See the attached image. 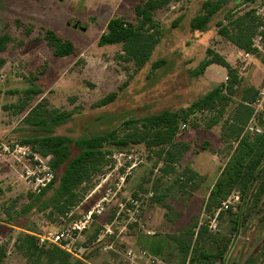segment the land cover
I'll use <instances>...</instances> for the list:
<instances>
[{"label": "rangeland", "instance_id": "rangeland-1", "mask_svg": "<svg viewBox=\"0 0 264 264\" xmlns=\"http://www.w3.org/2000/svg\"><path fill=\"white\" fill-rule=\"evenodd\" d=\"M203 1L178 0L155 12L161 40L149 61L137 68L121 58L119 45L99 46L97 42L110 18L134 22L133 9L140 0H0V35L10 37L0 52L4 60L0 143L22 144L47 135L75 140L118 130L127 120L185 109L227 80L226 71L217 65L194 75L207 49L220 54L239 79L238 90L216 125L208 126L213 112H197L184 129L179 126L176 139L187 149L168 170L153 151L141 145L124 149L105 145L109 154L100 170L78 187V200L65 214L41 210L58 182L34 199L36 194L21 177V167L0 153V223L14 227L0 224V244L6 251L3 264H29L14 246L20 233L30 229L38 245L50 244L40 238L49 231L80 226L89 211L92 216L74 233L72 245L76 250L86 247L81 255L86 264H128L127 251L138 248L170 264L187 259L196 264L198 253L217 257L223 247V256L212 264H264V244H259L264 237V168L243 198L236 190L224 200L212 194L236 145L222 131V124L231 117L242 90L255 92L264 76V46L261 50L253 47L258 54L246 57L217 34L216 24L226 9H257L264 7V0H241L236 6L228 0L209 29L200 33L190 29L189 19L199 13ZM45 29L69 40L74 54L55 58L43 39ZM156 61L163 63L154 69ZM34 86L38 94H25ZM34 107L44 120L46 112L53 111L66 113L68 118L59 125L46 122L35 127L24 119ZM76 153L71 145L70 157ZM62 169L55 171L56 180ZM189 171L195 174L192 179ZM97 205L103 208L100 214L95 213ZM235 215L237 236L228 229ZM96 231L97 238L92 239ZM188 238L191 245L183 261L177 242Z\"/></svg>", "mask_w": 264, "mask_h": 264}, {"label": "trees", "instance_id": "trees-1", "mask_svg": "<svg viewBox=\"0 0 264 264\" xmlns=\"http://www.w3.org/2000/svg\"><path fill=\"white\" fill-rule=\"evenodd\" d=\"M178 0H140L134 6V22L124 20L122 17H112L101 33L97 44L99 46L119 45L121 58L126 62H132L135 67L144 66L150 59L154 49L160 43L162 32L154 14L162 10L172 2ZM255 3L256 0H244ZM241 2V0H237ZM229 4L228 0H204L201 3L200 11L193 16L189 22L192 31L204 33L209 29L212 18L224 10ZM236 6V4L234 5ZM256 9H249L238 12L232 7L226 9L221 21L217 22V34L230 42L233 46L245 53L257 55V50L252 46V39L260 35L264 39V29L261 26L260 18L255 14ZM43 39L55 58H63L74 54L73 44L51 29H45ZM10 37L7 34L0 35V52L4 51ZM163 62L156 61L152 68L159 67ZM4 60L0 58V68ZM210 65H217L226 71L227 80L212 88L205 95L192 102L187 108L171 112L161 111L158 114L143 117L140 120H127L122 123L118 130L96 135L71 139L66 136H43L40 138L26 139L22 144L31 146L34 152L48 163L54 172L53 181L43 189L34 199H39L56 183L57 187L51 197L43 202L41 210L51 209L58 214H65L74 206L78 200L76 190L79 186L89 181L96 174L106 159L108 151L104 150L105 145L115 146L121 149L141 145L147 150L153 151L157 157L170 168L179 157L186 151L185 143L176 139L179 126L185 124L193 114L197 112H213V117L208 126L216 125L225 114L226 107L231 102L239 87V79L234 69L218 53L207 49L205 59L194 71V75H202ZM40 91L35 86L25 91L28 96L36 95ZM251 93V94H250ZM256 91L244 88L238 103H234L231 109V117L222 124V131L226 136L235 141L233 156L228 163L224 177L216 183L214 196L224 200L232 190H236L243 198L252 186L256 176L264 168V130L256 137L241 136L243 126L247 122L251 110L248 107ZM42 115L38 107H34L26 115L25 122L32 126H41L43 123L59 125L67 120L68 114L46 112ZM47 119V120H46ZM77 149V153L70 157V146ZM63 167L61 175L56 180L55 171ZM167 168V170H168ZM165 170V171H167ZM192 179L195 174L189 171ZM1 192V189H0ZM159 200V197H155ZM239 226L238 215L230 222L228 229L234 231ZM190 229H195V225ZM97 238V231L91 237ZM191 239H180L177 242L178 251L183 261L189 251ZM14 246L27 259L29 264H86L84 261L74 259L59 247L52 244L38 245L37 238L30 229L20 233ZM225 248L219 250L217 257H208L198 253L196 264H212L216 258L224 254ZM5 247L0 244V264L5 258ZM214 259V260H213ZM192 262L196 261L194 258Z\"/></svg>", "mask_w": 264, "mask_h": 264}, {"label": "built area", "instance_id": "built-area-1", "mask_svg": "<svg viewBox=\"0 0 264 264\" xmlns=\"http://www.w3.org/2000/svg\"><path fill=\"white\" fill-rule=\"evenodd\" d=\"M255 14L260 18L261 26L259 30L264 29V7H258ZM252 46L257 50H261L264 46V39L260 35H256L252 39ZM244 56H249L248 53L243 52ZM251 110L250 116L243 126L241 136L256 137L261 135L264 130V76L261 81L260 87L256 90L253 100L247 104ZM185 124L181 125L184 129ZM0 153L7 155L21 167V177L27 185L28 189L34 193L39 194L45 189L54 179V172L52 171L48 160L42 158L35 153L31 146L27 144H4L0 143ZM96 214H100L103 210L102 206H96ZM92 216V211L86 215V220L80 226L77 224L68 227V229L49 231L45 237L40 238L41 242H48L55 245L70 254L78 260L87 249L86 247L80 249H73L74 233L80 232L84 228V224ZM128 264H170L167 261L149 253L143 248L136 250L129 249L126 253ZM182 264H192L190 259H187Z\"/></svg>", "mask_w": 264, "mask_h": 264}, {"label": "crops", "instance_id": "crops-1", "mask_svg": "<svg viewBox=\"0 0 264 264\" xmlns=\"http://www.w3.org/2000/svg\"><path fill=\"white\" fill-rule=\"evenodd\" d=\"M233 3H234V4H238L237 0H234ZM190 20H191V18L189 19V22H190ZM0 224H1L2 226H4V227L9 228V229H13V228H14V227H12V226L9 225V224H5V223H0Z\"/></svg>", "mask_w": 264, "mask_h": 264}, {"label": "flooded vegetation", "instance_id": "flooded-vegetation-1", "mask_svg": "<svg viewBox=\"0 0 264 264\" xmlns=\"http://www.w3.org/2000/svg\"><path fill=\"white\" fill-rule=\"evenodd\" d=\"M237 230H238V228L234 230L235 236H237V234H238V232H239V230H238V231H237ZM259 244H262V245L264 244V237H263V239H261V240L259 241Z\"/></svg>", "mask_w": 264, "mask_h": 264}]
</instances>
